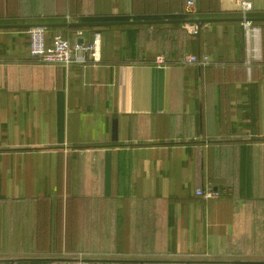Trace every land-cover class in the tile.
I'll return each instance as SVG.
<instances>
[{"label":"crops","instance_id":"crops-1","mask_svg":"<svg viewBox=\"0 0 264 264\" xmlns=\"http://www.w3.org/2000/svg\"><path fill=\"white\" fill-rule=\"evenodd\" d=\"M209 1L190 17L220 20L198 37L180 23L46 27L47 44L100 34L98 61L67 66L32 57L28 28H0V264H264V24L247 41L237 2ZM250 1L249 18L264 17V0ZM183 4L0 0V25ZM204 186L220 196L195 195Z\"/></svg>","mask_w":264,"mask_h":264},{"label":"built area","instance_id":"built-area-1","mask_svg":"<svg viewBox=\"0 0 264 264\" xmlns=\"http://www.w3.org/2000/svg\"><path fill=\"white\" fill-rule=\"evenodd\" d=\"M241 12L240 24L243 29L244 36L247 41L250 40L255 26L252 24L251 19L248 16L249 11L252 9V3L250 0H235ZM195 7V0H185V10L192 12ZM80 34V31H79ZM29 53L38 62L49 64H62L69 65L72 62L82 63L87 57L94 61L100 59L101 51V37L99 33H94L93 37L88 42H70L60 33H55L51 37V42L46 43V29L45 27L36 26L27 29ZM183 62H196L199 64H206L208 57L206 55L197 57L195 55H184ZM164 56L156 55L154 58V64L160 66L164 64ZM195 195L202 197L203 199L217 198L221 192L211 186L196 187L194 190ZM49 264H120L115 260H94L85 258H75L73 260H61L58 262H50ZM168 264H226V263H168Z\"/></svg>","mask_w":264,"mask_h":264},{"label":"water","instance_id":"water-1","mask_svg":"<svg viewBox=\"0 0 264 264\" xmlns=\"http://www.w3.org/2000/svg\"><path fill=\"white\" fill-rule=\"evenodd\" d=\"M198 4L195 0V11L197 12ZM251 20H264V17L250 18ZM217 18H200V17H188L184 19H160V20H128V21H100V22H64V23H52V24H27V25H0V28L15 27H63V26H98V25H120V24H156V23H180L182 25H190L194 27V30L189 32L192 36L198 37L201 26L208 22L217 21ZM241 20V18H236Z\"/></svg>","mask_w":264,"mask_h":264},{"label":"trees","instance_id":"trees-1","mask_svg":"<svg viewBox=\"0 0 264 264\" xmlns=\"http://www.w3.org/2000/svg\"><path fill=\"white\" fill-rule=\"evenodd\" d=\"M202 2L203 0H197V4H198V9H197V12H194V13H191V12H187L185 9H184V4L181 6V8L179 9L178 13L174 14V15H168V16H165V17H160V16H154V15H144V16H138V15H134L132 18L134 20H139V19H144V20H157V19H163V18H168V19H184V18H188L190 17L191 15H194V14H199V15H206V13L208 12H211V7H209L208 9H203L202 8ZM207 5H210V1L207 0ZM251 11V10H250ZM250 11L248 13V16L250 14ZM129 18L128 17H108V18H81V20L83 21H97V20H111V21H119V20H128ZM252 21V24L255 25V24H258V25H261V24H264V20H251ZM152 25H158V24H152ZM159 25H172V26H175V25H178L177 23H160ZM72 27V26H71ZM77 27V26H76ZM76 27H73L76 29ZM84 28H88V29H91V30H94V31H97L100 26H82ZM105 27V26H103ZM131 28V31L133 32L132 33V42H133V45L135 43V34L136 32L139 30V25H130L129 26ZM46 29V28H45Z\"/></svg>","mask_w":264,"mask_h":264}]
</instances>
